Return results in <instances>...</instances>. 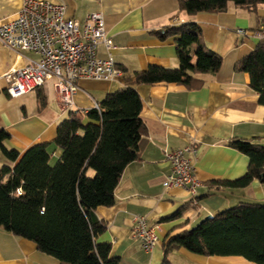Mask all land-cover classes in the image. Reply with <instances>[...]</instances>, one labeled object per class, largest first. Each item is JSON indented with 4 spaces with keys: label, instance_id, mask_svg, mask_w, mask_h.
<instances>
[{
    "label": "crops",
    "instance_id": "1",
    "mask_svg": "<svg viewBox=\"0 0 264 264\" xmlns=\"http://www.w3.org/2000/svg\"><path fill=\"white\" fill-rule=\"evenodd\" d=\"M25 1L0 0V23L16 18ZM43 1L64 4L67 17L80 24L89 14L101 13L107 34L116 46L114 60L125 75L112 83L81 79L71 109L60 103L52 81L22 97L12 98L7 93L5 74L13 67L27 66L38 56L31 52L16 54L0 42V128L10 133L7 147L24 153L34 145L46 143L51 165L62 156V149L54 143L58 126L72 112L83 115L98 107L108 94L124 88L127 78L133 79L135 73L149 66L179 67L173 38L162 40L155 32L195 23L207 47L223 58L217 74H190L188 80L202 81L198 87L165 82L136 86L142 100L140 118L145 125L139 158L124 170L115 190V205L96 211L108 224L99 242L111 244V256L118 258L119 264H165V245L173 237L240 203L264 204V184L259 180L246 188L216 184L239 180L248 171L249 157L232 147L231 142L242 140L264 146V106L250 87V76L235 70L236 64L260 42L251 33L264 22V5L252 12L230 3L223 13L189 15L180 10V0ZM238 29L247 30L250 35L239 36ZM98 56L107 58L104 44L99 45ZM190 146L197 150L189 156L202 183L197 205L188 191L164 187L171 172L165 152ZM3 164L15 166L5 159L1 161ZM187 203L191 207L182 216L168 220ZM135 216H145L149 226H160V240L151 251L145 249L143 239L134 235ZM167 260L168 264H256L241 256H204L184 248L170 251ZM0 264H60V261L41 252L36 243L0 227Z\"/></svg>",
    "mask_w": 264,
    "mask_h": 264
},
{
    "label": "trees",
    "instance_id": "2",
    "mask_svg": "<svg viewBox=\"0 0 264 264\" xmlns=\"http://www.w3.org/2000/svg\"><path fill=\"white\" fill-rule=\"evenodd\" d=\"M230 3L256 12L264 0H180L179 8L189 15L223 13ZM155 33L162 40L173 38L179 67L149 66L133 79L127 78L126 86L108 94L98 107L83 115L72 112L57 129L54 143L62 156L55 165L50 164L48 144L20 153L7 147L10 133L0 128V227L36 243L60 264H119L111 256V244L99 242L108 224L96 211L115 205V190L124 170L139 158L145 125L136 86L165 82L194 88L202 81L188 80L190 74H217L223 65V58L207 47L195 23ZM235 70L250 76V87L264 106V41ZM231 146L249 157L248 171L239 180L216 184L234 188H246L255 180L264 184V146L242 140ZM2 159L15 166L1 165ZM186 205L168 220L182 216L191 207ZM178 248L264 264V204L240 203L173 237L165 245V264L168 253Z\"/></svg>",
    "mask_w": 264,
    "mask_h": 264
},
{
    "label": "built area",
    "instance_id": "3",
    "mask_svg": "<svg viewBox=\"0 0 264 264\" xmlns=\"http://www.w3.org/2000/svg\"><path fill=\"white\" fill-rule=\"evenodd\" d=\"M239 36L250 32L238 29ZM264 41V22L251 33ZM0 42L14 51L31 52L38 56L27 66L13 67L4 79L7 93L12 98L22 97L54 82L60 103L66 109L74 105V96L79 91L81 79L117 82L124 72L114 60L116 49L107 34L105 18L101 13H91L83 24L67 17L64 4L43 0H26L21 12L13 20L0 23ZM104 44L107 58L98 56V47ZM197 152L190 146L176 151H166L165 158L171 166L164 187L166 190L184 189L197 205L198 190L202 183L189 155ZM134 235L143 239L147 251L159 242L160 226H149L145 216H135Z\"/></svg>",
    "mask_w": 264,
    "mask_h": 264
},
{
    "label": "water",
    "instance_id": "4",
    "mask_svg": "<svg viewBox=\"0 0 264 264\" xmlns=\"http://www.w3.org/2000/svg\"><path fill=\"white\" fill-rule=\"evenodd\" d=\"M209 218H212V216H208V217H206L205 219H209Z\"/></svg>",
    "mask_w": 264,
    "mask_h": 264
},
{
    "label": "rangeland",
    "instance_id": "5",
    "mask_svg": "<svg viewBox=\"0 0 264 264\" xmlns=\"http://www.w3.org/2000/svg\"><path fill=\"white\" fill-rule=\"evenodd\" d=\"M56 163H57V162H56ZM56 163H55V164H56ZM55 164H54V165H55Z\"/></svg>",
    "mask_w": 264,
    "mask_h": 264
}]
</instances>
